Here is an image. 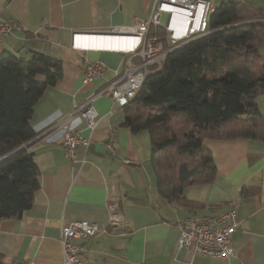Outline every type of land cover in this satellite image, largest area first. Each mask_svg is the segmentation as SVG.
Returning a JSON list of instances; mask_svg holds the SVG:
<instances>
[{
	"label": "crops",
	"instance_id": "1",
	"mask_svg": "<svg viewBox=\"0 0 264 264\" xmlns=\"http://www.w3.org/2000/svg\"><path fill=\"white\" fill-rule=\"evenodd\" d=\"M155 1L0 0V19L12 17L21 23V29L0 41V52L30 58L43 51L63 62L62 78L35 104L32 123L37 131L73 113L125 67L124 53L80 48L74 34L134 26L149 17ZM223 1L214 0V7ZM249 1L264 6V0ZM25 49L29 53L22 55ZM98 60L105 64L103 75L85 82L87 65ZM92 104L98 122L93 129L78 125L89 138L87 145L77 146L78 161L65 157L60 141L48 143L37 135L28 143L40 170V188L23 217L0 221L4 264H61V224L75 219L107 228L87 240H75L82 246L84 264H264V140L206 138L215 178L186 187L188 205L168 203L158 191L149 133L125 125L124 107L108 94L94 97ZM257 104L264 114V94ZM110 202L119 204L123 222L110 225ZM235 204L239 225L231 237L234 255L212 257L177 247L178 219L217 215Z\"/></svg>",
	"mask_w": 264,
	"mask_h": 264
},
{
	"label": "trees",
	"instance_id": "2",
	"mask_svg": "<svg viewBox=\"0 0 264 264\" xmlns=\"http://www.w3.org/2000/svg\"><path fill=\"white\" fill-rule=\"evenodd\" d=\"M152 34L169 47L163 27ZM151 69L141 91L123 106L124 124L149 133L161 197L188 205L184 189L216 176L206 138L264 140V114L257 104L264 94V6L223 1L210 13L204 33ZM63 74L62 60L49 53L25 58L0 52V221L21 218L33 205L40 188V170L28 149L39 134L34 107Z\"/></svg>",
	"mask_w": 264,
	"mask_h": 264
},
{
	"label": "built area",
	"instance_id": "3",
	"mask_svg": "<svg viewBox=\"0 0 264 264\" xmlns=\"http://www.w3.org/2000/svg\"><path fill=\"white\" fill-rule=\"evenodd\" d=\"M215 9L214 0H156L152 13L146 19H140L134 26H116L96 33H75V45L80 48L114 50L125 54V67L104 84L91 98L76 105L73 113L41 127L38 137L48 143L60 141L65 157L78 161L77 146L87 145L89 138L80 132L79 124H87L93 129L98 122L96 110L92 104L94 97L108 94L114 103L124 106L130 103L141 91L146 77L155 65L161 68L168 53L175 47L204 33L210 13ZM163 27L166 31L167 47L163 40L152 30ZM21 29V23L15 18L0 19V41L5 35ZM88 35H107L119 37L124 44L120 48H94L80 46L77 41ZM104 62L98 60L87 65L84 80L93 82L103 75ZM73 116L71 122L62 123V119ZM58 135V136H57ZM57 136V137H55ZM85 158L81 160L84 163ZM110 225L124 221L123 213L117 202L108 203ZM178 248H190L193 253L212 257L232 256V233L239 225L237 205L217 215H188L176 222ZM107 228L97 222L75 219L64 221L60 228V243L63 260L61 264H84L82 246L76 239L87 240ZM12 264H47L34 261H14Z\"/></svg>",
	"mask_w": 264,
	"mask_h": 264
},
{
	"label": "bare ground",
	"instance_id": "4",
	"mask_svg": "<svg viewBox=\"0 0 264 264\" xmlns=\"http://www.w3.org/2000/svg\"><path fill=\"white\" fill-rule=\"evenodd\" d=\"M122 40L116 36H107V35H88L84 38H81L77 43L80 46L94 47V48H120L124 44Z\"/></svg>",
	"mask_w": 264,
	"mask_h": 264
},
{
	"label": "water",
	"instance_id": "5",
	"mask_svg": "<svg viewBox=\"0 0 264 264\" xmlns=\"http://www.w3.org/2000/svg\"><path fill=\"white\" fill-rule=\"evenodd\" d=\"M96 32H100V31H91V32H88V33H96ZM27 53H29L28 49H25V50L21 51L22 55H26ZM121 53H123V52H121Z\"/></svg>",
	"mask_w": 264,
	"mask_h": 264
},
{
	"label": "rangeland",
	"instance_id": "6",
	"mask_svg": "<svg viewBox=\"0 0 264 264\" xmlns=\"http://www.w3.org/2000/svg\"><path fill=\"white\" fill-rule=\"evenodd\" d=\"M178 126V125H177ZM144 131V130H143ZM145 132H146V130H145Z\"/></svg>",
	"mask_w": 264,
	"mask_h": 264
}]
</instances>
